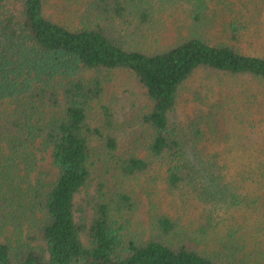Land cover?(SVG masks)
<instances>
[{
    "label": "trees",
    "instance_id": "trees-1",
    "mask_svg": "<svg viewBox=\"0 0 264 264\" xmlns=\"http://www.w3.org/2000/svg\"><path fill=\"white\" fill-rule=\"evenodd\" d=\"M214 1L0 0V264H264V221L236 209L248 196L200 125L173 119L198 72L264 84V57L199 34Z\"/></svg>",
    "mask_w": 264,
    "mask_h": 264
},
{
    "label": "rangeland",
    "instance_id": "rangeland-1",
    "mask_svg": "<svg viewBox=\"0 0 264 264\" xmlns=\"http://www.w3.org/2000/svg\"><path fill=\"white\" fill-rule=\"evenodd\" d=\"M209 6L210 15L213 11L217 12L216 23L199 33L203 38L212 45L227 44L243 54L264 57V0H223L221 3L214 1ZM48 14L57 17L56 7L51 1ZM186 17L182 11L175 12L167 22L170 31L171 26L180 25L179 19L185 22ZM188 29L181 30L183 35L189 34ZM176 30L165 34V40L174 42ZM134 100L139 106L143 105V94L137 92ZM173 119L186 127L190 123L200 125L204 133L201 147L207 154L206 160L218 157L226 167V179L237 185L240 195L248 196V201L236 209L241 215L263 222L264 84L249 77L198 72L186 83ZM211 119L217 121L213 128L209 124ZM43 167H49L48 161L45 160ZM77 205L83 207V213L78 212V219L90 221L92 210L86 205L83 195L78 196ZM177 209H172V213H176ZM187 214L181 216L184 217L182 222L185 221L183 229H195L198 222L193 224L189 218L196 220L199 212H192L191 216ZM148 217L147 206L143 203L133 217V231L139 238L148 237ZM87 237H84V242L88 246ZM206 245L204 243L200 247L210 253L209 245Z\"/></svg>",
    "mask_w": 264,
    "mask_h": 264
}]
</instances>
